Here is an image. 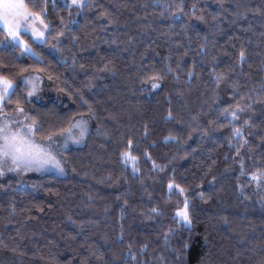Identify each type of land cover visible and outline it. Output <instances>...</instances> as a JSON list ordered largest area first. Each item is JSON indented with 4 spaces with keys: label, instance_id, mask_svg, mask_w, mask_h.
Masks as SVG:
<instances>
[{
    "label": "trees",
    "instance_id": "1",
    "mask_svg": "<svg viewBox=\"0 0 264 264\" xmlns=\"http://www.w3.org/2000/svg\"><path fill=\"white\" fill-rule=\"evenodd\" d=\"M26 3L48 39L21 33L41 59L0 48L20 85L3 110L28 108L40 139L79 116L91 127L63 150L66 175L0 177V264H264V182L236 165L247 149L264 169V0ZM30 72L59 98L29 99Z\"/></svg>",
    "mask_w": 264,
    "mask_h": 264
},
{
    "label": "snow or ice",
    "instance_id": "2",
    "mask_svg": "<svg viewBox=\"0 0 264 264\" xmlns=\"http://www.w3.org/2000/svg\"><path fill=\"white\" fill-rule=\"evenodd\" d=\"M72 4L79 5L81 8L84 7L83 0H72ZM43 11L44 9L39 12L32 11L26 0H0V29L6 32V38L0 41V45H7L11 41L21 49L22 53L41 59L39 54L34 52L20 34L21 32L25 34L30 32L34 42L44 43L48 39L44 29H48L49 25L45 23L41 15ZM161 14L163 15V12ZM240 57L241 59L244 58L243 51H241ZM21 79L24 86L28 88L27 95L32 97L38 91V77L32 75L24 76ZM150 79L152 80V87L157 88L159 86V77L153 76ZM19 86L17 82L0 75V175H3L6 165L9 166L7 170L23 169L28 171L36 169L39 171L47 167H54L57 171L63 172V162L53 150L52 137L49 136L47 138V143H38L36 141L35 131L39 126L38 122L30 117L23 107L17 106L11 114L3 110L5 108L4 102L16 92ZM238 111H243L239 105L235 109H225V118L227 119L230 116L231 119L235 120ZM13 115L19 118L13 119ZM73 129H78V133L73 135ZM86 132V122L77 120L64 129L62 135L75 143H79ZM233 135L241 136L240 128H234ZM129 144H131V141H129ZM121 156L125 161L131 160L135 162L136 160L129 152H122ZM153 166L155 167V164ZM243 171V164H241L242 174ZM247 175L250 177V181L257 183L258 186L264 182V169H257L247 173ZM168 187L169 189L175 188L180 193L184 192L180 185L174 184L171 180L168 183ZM189 208L190 203L185 198L183 207H178L174 213V219H176L177 223L190 224ZM157 211L158 209H153V212Z\"/></svg>",
    "mask_w": 264,
    "mask_h": 264
},
{
    "label": "rangeland",
    "instance_id": "3",
    "mask_svg": "<svg viewBox=\"0 0 264 264\" xmlns=\"http://www.w3.org/2000/svg\"><path fill=\"white\" fill-rule=\"evenodd\" d=\"M61 1L64 2V3H67V4L71 5V6H78V7H80L79 5H73L72 4V0H61ZM83 3H85V0H83ZM75 22L76 21H74V23ZM74 23H72V25H75ZM44 31H46V34H47V29H44ZM28 34L31 35L30 32ZM5 38H6V35L0 41H3ZM13 46H16V45L14 43H12L11 41H9L7 45H0V48H2V47L10 48V47H13ZM53 46H55V47H53ZM49 48H50V50L52 52H55V53L58 52V50H57V44L50 45ZM19 50H20L21 55H23V56L30 55V54L22 53V51H21L20 48H19ZM32 75H36L38 77V80H37L38 91L32 97H29L28 96L29 99H33V100H44L46 98H55V99H58L59 98L57 94H55L53 91H51V89H49L48 87H46V82L44 81V79L42 78V76L39 73H35V72L26 73V74H23L21 76V78L24 77V76H32ZM21 81L23 82L22 79H21ZM23 108H24L25 112L29 115L28 108H26V107H23ZM13 111H10V112H7V113H10L11 114V113H13ZM18 118L19 117H16L15 115H13V119H18ZM77 120H83V121H85L86 122V126H87V132L85 133L84 137L80 140L79 143L73 142L71 139H68L67 137H65L64 135H62V133L51 136L52 137V147H53V150L57 154L58 158L61 159V160H62V152H63V150H65L66 148L71 147V146H80L83 143L84 138L87 135L88 131L90 130L91 120H90V117L88 115L87 116H79V117H77L74 120L73 123H75ZM78 131H79L78 129H73V135L77 134ZM47 138L40 139V138H37L35 136V139H36V141L38 143H47ZM66 140H67V142H66ZM252 160H253V158L251 157V155H250V153H249V151L247 149H244L243 150L242 154L240 155V157L237 160V163H236L237 169L240 171V174H242V172H241V164H243V170L244 171H243V174L242 175H244L245 177L247 176L246 178L249 177L247 175V173L253 172V168H252L253 163H252ZM63 167H64V171L63 172L57 171L54 167H47V168H44V169L39 170V171H37L36 169H30L28 171H24L23 169H21V170H7L9 168V166L6 165L5 166L6 170L4 171L3 175H0V177L5 178V177H8V176H13L15 178V181H16V186L17 187H22V186H26L28 184L27 178L31 174H47V173H50V174H55V175H58V176H64V175L67 174V170H66L64 164H63ZM252 183L254 184V187L255 186H258L257 183H255V182H252Z\"/></svg>",
    "mask_w": 264,
    "mask_h": 264
}]
</instances>
